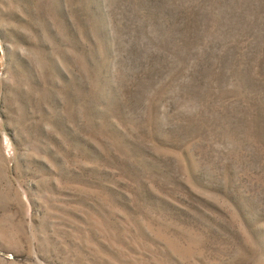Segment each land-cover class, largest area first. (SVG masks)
<instances>
[{"label": "rangeland", "instance_id": "374dc122", "mask_svg": "<svg viewBox=\"0 0 264 264\" xmlns=\"http://www.w3.org/2000/svg\"><path fill=\"white\" fill-rule=\"evenodd\" d=\"M0 264H264V0H0Z\"/></svg>", "mask_w": 264, "mask_h": 264}]
</instances>
